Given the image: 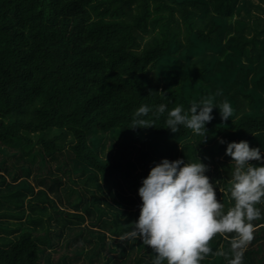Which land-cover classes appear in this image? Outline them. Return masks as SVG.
Masks as SVG:
<instances>
[{
    "label": "trees",
    "instance_id": "16d2710c",
    "mask_svg": "<svg viewBox=\"0 0 264 264\" xmlns=\"http://www.w3.org/2000/svg\"><path fill=\"white\" fill-rule=\"evenodd\" d=\"M205 100L233 114L214 108L204 140L166 114L130 129L142 104ZM220 140L264 146V0H0V264H152L142 240L119 239L142 180L197 154L226 212ZM257 207L243 264H264ZM209 246L201 264H227L230 240Z\"/></svg>",
    "mask_w": 264,
    "mask_h": 264
},
{
    "label": "clouds",
    "instance_id": "9594fccd",
    "mask_svg": "<svg viewBox=\"0 0 264 264\" xmlns=\"http://www.w3.org/2000/svg\"><path fill=\"white\" fill-rule=\"evenodd\" d=\"M161 95L167 99V93ZM214 108L223 121L230 120L233 107L228 101L218 107L208 100L193 102L188 109L182 104L171 109L167 103L142 104L134 111L130 129L155 127V121L166 114L165 129L176 134L184 128L204 140ZM219 143L226 144L225 155L231 158L228 197L232 206L226 212L217 199L216 183L206 175L209 167L197 154L194 162L165 158L142 180L139 217L119 239L142 240L152 250V264H201L213 254L210 241L221 234L230 240L227 264H243L245 249L254 239L253 221L262 216L257 205L264 204V146L253 148L243 140Z\"/></svg>",
    "mask_w": 264,
    "mask_h": 264
},
{
    "label": "rangeland",
    "instance_id": "374dc122",
    "mask_svg": "<svg viewBox=\"0 0 264 264\" xmlns=\"http://www.w3.org/2000/svg\"><path fill=\"white\" fill-rule=\"evenodd\" d=\"M11 162H12V160H11ZM8 164H10V162H8ZM47 182H48V180H46ZM28 182H31V179H29V181ZM49 183V182H48Z\"/></svg>",
    "mask_w": 264,
    "mask_h": 264
}]
</instances>
